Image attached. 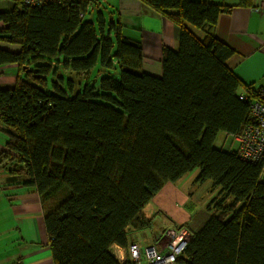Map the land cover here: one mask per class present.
Listing matches in <instances>:
<instances>
[{
  "label": "trees",
  "instance_id": "1",
  "mask_svg": "<svg viewBox=\"0 0 264 264\" xmlns=\"http://www.w3.org/2000/svg\"><path fill=\"white\" fill-rule=\"evenodd\" d=\"M9 1L0 67L19 73L0 89V173L55 203L45 216L54 263L136 264L129 231L151 225L146 206L198 170L195 182L210 181L215 196L170 228L191 234L178 263L264 264L263 164L215 147L221 133L241 135L250 102L264 101L229 67L235 50L215 33L232 7L140 0L180 30L155 75L142 43L124 36L119 17L106 18L100 0Z\"/></svg>",
  "mask_w": 264,
  "mask_h": 264
},
{
  "label": "crops",
  "instance_id": "2",
  "mask_svg": "<svg viewBox=\"0 0 264 264\" xmlns=\"http://www.w3.org/2000/svg\"><path fill=\"white\" fill-rule=\"evenodd\" d=\"M203 1L232 7L220 16L215 33L235 50L229 67L245 84L264 90V11L254 9L258 0H253L251 6L241 5V0ZM114 11L110 15L121 19L124 36L142 43L147 71L161 75L160 60L165 47L173 50L179 47L178 27L140 0H119ZM18 73L17 66L0 67V74H6L9 83L16 82ZM179 183L164 188L155 198L158 206L175 219L174 226L186 225L191 219L187 210H178L174 205L178 200L187 201L177 188ZM54 204L43 202L35 188L14 185L7 172L0 173V264H55L45 223V216ZM113 249L120 251L121 260L126 259L128 252L124 247L116 245Z\"/></svg>",
  "mask_w": 264,
  "mask_h": 264
},
{
  "label": "rangeland",
  "instance_id": "3",
  "mask_svg": "<svg viewBox=\"0 0 264 264\" xmlns=\"http://www.w3.org/2000/svg\"><path fill=\"white\" fill-rule=\"evenodd\" d=\"M102 5L105 6L103 10L106 18L111 17L110 13H115V6L119 0H106V4L103 0H100ZM12 8V3L9 0H0V11H7ZM95 16V12L92 17ZM93 83H95L93 81ZM14 84L6 81V74H0V89H6L13 87ZM5 127L0 123V151L1 146L5 147L8 140V135L4 130ZM240 143L235 136L227 135L221 133L216 142L215 147L223 149L225 151H238ZM199 171L196 170L193 173L187 175L183 181L177 185L183 194L186 196L187 201L182 202L181 200L175 201L174 205L177 206L178 210L184 209L191 215L195 216L199 211L205 210L206 204L213 199L215 193L212 192L211 182H207L204 185L197 184L195 182ZM151 201L144 209V214L151 221V225L144 227L140 230H130L128 234L129 241H136L142 249L154 243L156 236H160L162 232L166 229L174 227L173 223L176 222L175 219L169 214L162 206H158V203ZM169 206V205H168Z\"/></svg>",
  "mask_w": 264,
  "mask_h": 264
},
{
  "label": "built area",
  "instance_id": "4",
  "mask_svg": "<svg viewBox=\"0 0 264 264\" xmlns=\"http://www.w3.org/2000/svg\"><path fill=\"white\" fill-rule=\"evenodd\" d=\"M46 0H25L27 5H35ZM254 9L264 11V0H258ZM264 98V90L261 91ZM245 100V96L240 97ZM247 100V99H246ZM250 112L253 122L248 125L243 133L236 137L239 146L240 157L247 162L263 164L264 177V101L250 102ZM191 234L187 228L181 230L169 229L164 232L156 244L142 249L138 244L130 246V257L136 264H179V257L184 252ZM117 256L120 251H114Z\"/></svg>",
  "mask_w": 264,
  "mask_h": 264
}]
</instances>
